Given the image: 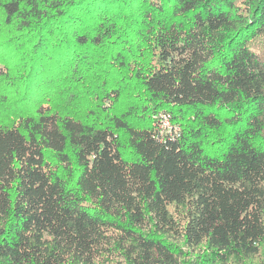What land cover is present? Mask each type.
Returning a JSON list of instances; mask_svg holds the SVG:
<instances>
[{
  "label": "trees",
  "instance_id": "trees-1",
  "mask_svg": "<svg viewBox=\"0 0 264 264\" xmlns=\"http://www.w3.org/2000/svg\"><path fill=\"white\" fill-rule=\"evenodd\" d=\"M263 37L264 0H0V264H264Z\"/></svg>",
  "mask_w": 264,
  "mask_h": 264
},
{
  "label": "built area",
  "instance_id": "built-area-1",
  "mask_svg": "<svg viewBox=\"0 0 264 264\" xmlns=\"http://www.w3.org/2000/svg\"><path fill=\"white\" fill-rule=\"evenodd\" d=\"M159 116L161 119L159 121L161 122V128L163 131H165L166 133H171L172 131L178 132L175 125H172L170 123V114L169 113L162 112V113H160Z\"/></svg>",
  "mask_w": 264,
  "mask_h": 264
},
{
  "label": "rangeland",
  "instance_id": "rangeland-1",
  "mask_svg": "<svg viewBox=\"0 0 264 264\" xmlns=\"http://www.w3.org/2000/svg\"><path fill=\"white\" fill-rule=\"evenodd\" d=\"M261 41H262V45H263L262 48L264 49V37L261 39ZM162 112L170 113V112L167 111V110H160V111L157 112V114L155 115V118L161 120L159 115H160V113H162ZM170 123H171L172 125H175V127H176L177 130L179 131L180 126H178V124H177L176 122L173 121V118H172L171 113H170Z\"/></svg>",
  "mask_w": 264,
  "mask_h": 264
}]
</instances>
